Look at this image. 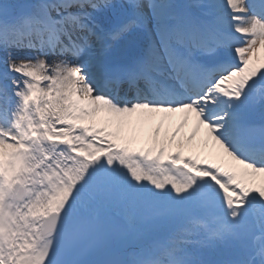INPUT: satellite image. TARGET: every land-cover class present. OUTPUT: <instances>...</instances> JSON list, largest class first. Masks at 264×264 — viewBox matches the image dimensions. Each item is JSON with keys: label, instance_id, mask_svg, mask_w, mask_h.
I'll list each match as a JSON object with an SVG mask.
<instances>
[{"label": "snow or ice", "instance_id": "1", "mask_svg": "<svg viewBox=\"0 0 264 264\" xmlns=\"http://www.w3.org/2000/svg\"><path fill=\"white\" fill-rule=\"evenodd\" d=\"M262 53L264 0H0V264H264Z\"/></svg>", "mask_w": 264, "mask_h": 264}, {"label": "bare ground", "instance_id": "2", "mask_svg": "<svg viewBox=\"0 0 264 264\" xmlns=\"http://www.w3.org/2000/svg\"><path fill=\"white\" fill-rule=\"evenodd\" d=\"M262 55H264V53H262ZM177 117H179V115H176ZM175 116V117H176ZM175 117H173L172 119H174ZM177 120V119H175ZM154 120H151V121H148L146 123L143 124V127H142V131L140 132V135L143 139H146L148 137L151 136V132L152 133H155V129L157 127H159L156 123L153 122ZM160 122H158V124L161 126V131H160V139L163 140L165 139L166 137V134H167V137L170 138L171 137V133L174 129L175 126H178L179 123H176L177 121H175L173 124H170L169 127H167V125L169 124V121L168 120H164L163 122L159 119ZM180 122V121H179ZM167 128V131H166V134L165 136H162L163 135V130H166ZM129 133H131V130L128 131ZM153 135V134H152ZM179 139H181V136L179 137ZM142 145V144H140Z\"/></svg>", "mask_w": 264, "mask_h": 264}, {"label": "rangeland", "instance_id": "3", "mask_svg": "<svg viewBox=\"0 0 264 264\" xmlns=\"http://www.w3.org/2000/svg\"><path fill=\"white\" fill-rule=\"evenodd\" d=\"M135 119V118H134ZM183 133H184V135L185 134H187L189 131H190V128H189V126H186L184 129H183ZM138 146V145H137Z\"/></svg>", "mask_w": 264, "mask_h": 264}]
</instances>
